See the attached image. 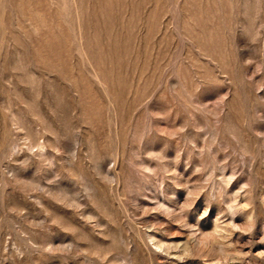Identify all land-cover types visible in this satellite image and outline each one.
Here are the masks:
<instances>
[{"label": "rangeland", "instance_id": "374dc122", "mask_svg": "<svg viewBox=\"0 0 264 264\" xmlns=\"http://www.w3.org/2000/svg\"><path fill=\"white\" fill-rule=\"evenodd\" d=\"M0 264H264V0H0Z\"/></svg>", "mask_w": 264, "mask_h": 264}]
</instances>
